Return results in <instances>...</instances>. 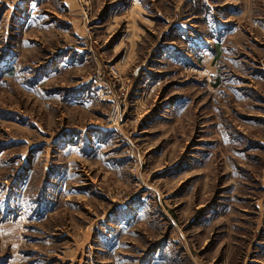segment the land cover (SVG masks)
Listing matches in <instances>:
<instances>
[{
	"label": "rangeland",
	"instance_id": "obj_1",
	"mask_svg": "<svg viewBox=\"0 0 264 264\" xmlns=\"http://www.w3.org/2000/svg\"><path fill=\"white\" fill-rule=\"evenodd\" d=\"M0 264H264V0H0Z\"/></svg>",
	"mask_w": 264,
	"mask_h": 264
}]
</instances>
